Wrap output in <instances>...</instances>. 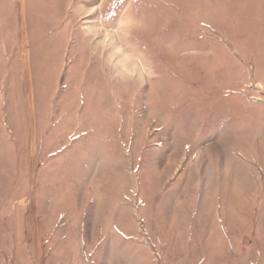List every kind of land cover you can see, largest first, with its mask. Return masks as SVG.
Returning a JSON list of instances; mask_svg holds the SVG:
<instances>
[{"label": "rangeland", "instance_id": "374dc122", "mask_svg": "<svg viewBox=\"0 0 264 264\" xmlns=\"http://www.w3.org/2000/svg\"><path fill=\"white\" fill-rule=\"evenodd\" d=\"M0 264H264V0H0Z\"/></svg>", "mask_w": 264, "mask_h": 264}]
</instances>
